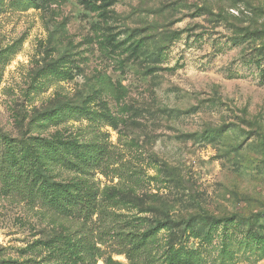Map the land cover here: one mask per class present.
Returning <instances> with one entry per match:
<instances>
[{
  "label": "rangeland",
  "instance_id": "1",
  "mask_svg": "<svg viewBox=\"0 0 264 264\" xmlns=\"http://www.w3.org/2000/svg\"><path fill=\"white\" fill-rule=\"evenodd\" d=\"M4 138L70 186L104 145L101 209L8 191ZM263 208L264 0H0V264H129L126 222L205 215L231 220L159 231L155 264H264Z\"/></svg>",
  "mask_w": 264,
  "mask_h": 264
},
{
  "label": "trees",
  "instance_id": "2",
  "mask_svg": "<svg viewBox=\"0 0 264 264\" xmlns=\"http://www.w3.org/2000/svg\"><path fill=\"white\" fill-rule=\"evenodd\" d=\"M4 140L7 145V153L1 179L8 191L15 193L23 201L31 204L39 202L56 214L65 217L79 216L86 219L101 209L102 205L98 201L96 190L84 177L91 170L98 171L107 166L109 152L104 145L93 142L82 148L74 146L72 152L74 161L69 163L67 168L76 170L83 178L70 186L50 181L35 157L29 152L17 155L14 141L8 138H4ZM33 142L45 158L56 161L57 150L51 148L42 139H33ZM262 214H264V208ZM229 220L231 219H217L207 215L178 220L164 216L162 220L156 221L152 228L144 231H139L137 222L131 220L126 222L131 230L122 238L125 243L123 246H127V249L120 253L126 256L129 264H155L161 258L151 254L150 245L159 231L169 228L183 232L185 229L199 224H217ZM237 220L240 219L237 218ZM103 262L104 264H119L110 257Z\"/></svg>",
  "mask_w": 264,
  "mask_h": 264
}]
</instances>
